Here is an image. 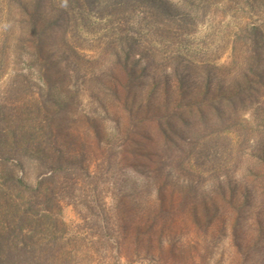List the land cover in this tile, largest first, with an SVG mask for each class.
Segmentation results:
<instances>
[{
  "label": "rangeland",
  "instance_id": "1",
  "mask_svg": "<svg viewBox=\"0 0 264 264\" xmlns=\"http://www.w3.org/2000/svg\"><path fill=\"white\" fill-rule=\"evenodd\" d=\"M39 9L58 20L36 68L17 23ZM0 48L38 93V121L53 112L83 150L98 217L151 208L156 230L138 236L151 255L132 264H264V80L236 89L247 67L264 78V0H0ZM75 201L61 203L67 236L94 223ZM98 222L80 264H127L131 246H105Z\"/></svg>",
  "mask_w": 264,
  "mask_h": 264
},
{
  "label": "trees",
  "instance_id": "2",
  "mask_svg": "<svg viewBox=\"0 0 264 264\" xmlns=\"http://www.w3.org/2000/svg\"><path fill=\"white\" fill-rule=\"evenodd\" d=\"M51 9L62 14L61 7ZM37 13L35 16L25 12L17 23L19 48L21 51L26 48L32 54L29 56L34 57L36 68L38 53L42 58L46 51L43 35L50 36L51 24L58 20V16L57 20L56 17L49 20L40 9ZM9 49L5 46L2 53ZM10 60L4 57L0 62L1 74L7 68L15 72L14 80L0 97V264H80L82 259H78V254L87 248L85 239H90L87 236L94 232L92 225L95 227L98 220L105 246L114 249L125 244L131 246L129 254L133 259L127 257V264L136 259L141 262L137 251L150 256L149 240L143 247L139 245L138 236L142 233L149 236L156 230L155 217L149 216L151 208L139 206L123 217L117 213L116 220L101 210L104 218L98 217L99 210L95 211V206L85 202L87 194L81 187L83 180L90 177L83 150L75 144L70 147L60 135V125L52 122L53 112L45 117L42 109L40 115L43 116L38 121V93L35 97L34 93L26 91L24 78L19 81L21 69ZM256 79L264 80L247 67L236 89L246 92ZM27 168L33 172V184L26 183ZM79 190L82 195L75 196ZM65 197L76 200L72 206L89 211L90 221L94 220L89 224L85 218L84 226H74V234L69 233V236V229L61 218V203ZM158 211L161 213L162 209ZM157 244L155 254L160 255V239Z\"/></svg>",
  "mask_w": 264,
  "mask_h": 264
}]
</instances>
